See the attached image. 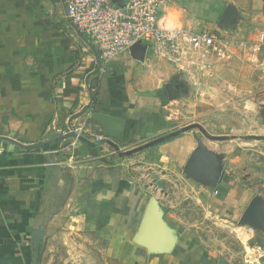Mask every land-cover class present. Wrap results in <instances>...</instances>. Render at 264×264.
<instances>
[{"label": "crops", "instance_id": "crops-1", "mask_svg": "<svg viewBox=\"0 0 264 264\" xmlns=\"http://www.w3.org/2000/svg\"><path fill=\"white\" fill-rule=\"evenodd\" d=\"M178 1L197 0L166 1L160 17L171 26L187 24ZM229 2L241 17L220 29L256 40L264 29V0ZM101 64L96 42L67 16L66 0H0V135L26 145L45 142L28 148L0 140V264H37L36 229L44 248L38 264H217L219 257L207 251L198 231L172 212L165 214L178 234L171 252L150 253L136 243L150 197L117 167L124 163L121 155H112L106 140L69 146L71 137L56 138L82 119L90 134L107 136L92 118L95 112L124 119L115 139L123 150L178 131L164 112L168 102L161 92L165 81L177 79L168 61L146 47L140 57L130 51L109 62L105 72ZM170 137L153 147L151 163H187L197 139L189 131ZM53 141H59L54 148L44 147ZM204 144L217 155L227 152L224 143ZM217 162L216 181L209 175L207 186L197 187L185 177L184 190L208 201L215 215L240 217L258 189ZM250 228L247 240L264 247V226Z\"/></svg>", "mask_w": 264, "mask_h": 264}, {"label": "rangeland", "instance_id": "rangeland-1", "mask_svg": "<svg viewBox=\"0 0 264 264\" xmlns=\"http://www.w3.org/2000/svg\"><path fill=\"white\" fill-rule=\"evenodd\" d=\"M178 4L184 8L182 11L186 26H206L211 29L224 28L219 25L223 7L225 4L235 5L228 3V0H197L189 5L178 1ZM175 17H179V14H174L173 18ZM181 25L183 23H179V26ZM233 25L235 24L227 27ZM227 63L221 68L220 74L216 71L213 78L200 85H193L183 71L172 65L178 72L177 79L165 81L161 88L163 99L167 98L168 102L165 105L168 107H163L164 112L170 117L175 130L181 131L186 126L201 125L186 130L192 132L196 141L207 144L224 143L227 152H220L218 155L223 169L230 171V175L241 183L258 189L257 194L264 201V140L231 137L252 133L264 134V73L244 55ZM204 130L212 135H225L226 139L218 142L208 138ZM153 147L155 145L121 156L124 163L118 164L117 167L122 169L126 177L144 188L148 193L147 197L156 196L165 214L175 213L178 221L183 220L185 224L193 226L211 255L223 257L230 264H264V258L257 261L247 257L246 243L251 244V240L247 241V238L253 225L241 222L242 216L234 218L231 212L221 216L215 215L209 211L208 201L205 204L202 200L194 198L195 192L184 190L185 177L191 178L197 187H206L210 177L201 172H187L186 163H151ZM112 151V155L119 156L114 148ZM68 218L63 223H66ZM71 238L77 241L82 239L78 235H72ZM83 252L89 255V249ZM68 255L71 257L73 254L68 252Z\"/></svg>", "mask_w": 264, "mask_h": 264}, {"label": "built area", "instance_id": "built-area-1", "mask_svg": "<svg viewBox=\"0 0 264 264\" xmlns=\"http://www.w3.org/2000/svg\"><path fill=\"white\" fill-rule=\"evenodd\" d=\"M124 1L118 5L114 0H66L67 16L98 45L102 72L109 62L129 54L142 41L158 59L183 71L193 85L206 83L218 66L236 55H244L264 73V29L251 40L230 30L171 26L160 17L167 0ZM71 131L69 146L78 145L83 136L95 142L107 139L103 134H90L87 119L70 124L63 133ZM246 245L248 259L264 258L263 246Z\"/></svg>", "mask_w": 264, "mask_h": 264}, {"label": "water", "instance_id": "water-1", "mask_svg": "<svg viewBox=\"0 0 264 264\" xmlns=\"http://www.w3.org/2000/svg\"><path fill=\"white\" fill-rule=\"evenodd\" d=\"M118 5H124V0H114ZM239 16L238 8L233 4H228L223 14L220 18L219 25L231 26L232 24H236L237 17ZM146 46L142 43V41L137 42L131 48V52L135 57H140V55L145 52ZM264 112V109H263ZM92 118L99 122L103 128L105 133L107 134V143L112 145L121 156L129 155L138 151H141L145 148H149L153 145H156L170 136H175L180 133V131L170 133L167 136H160L153 140H150L146 143L133 147L131 149L122 150L118 141L122 133L125 121L124 119L107 114L102 112H95L92 114ZM193 126L201 125L195 124L184 127L181 132L190 129ZM204 134L211 139L214 140H223L226 139L225 135H212L206 130L203 131ZM73 136V131L60 134L56 138H68ZM232 138L235 139H255V140H264V134H246V135H231ZM0 140L11 141L19 145H23L25 147H41L45 144V142H39L34 144H23L18 140H15L6 135H0ZM81 141H88L86 137H81ZM92 144H96V142H92ZM217 158L218 155L215 152H212L208 149V147L200 140H198V144L193 150L191 156L189 157L185 169L187 172H201V174L206 177L211 175L215 176L213 178L214 181L217 180V176L219 173L216 170L217 167ZM219 178V177H218ZM241 222L251 224L253 226L260 225L264 226V201L259 196H254L250 201L247 208L244 210L242 215ZM42 231L36 229L33 232V242L34 248L37 250L42 238ZM133 240L148 249L150 253H167L171 252L175 244L178 240V234L176 228L169 224V222L165 219V211L161 206L159 199L156 196H151L144 210V214L139 226L138 231L135 233ZM217 264H230L225 258L219 257Z\"/></svg>", "mask_w": 264, "mask_h": 264}, {"label": "trees", "instance_id": "trees-1", "mask_svg": "<svg viewBox=\"0 0 264 264\" xmlns=\"http://www.w3.org/2000/svg\"><path fill=\"white\" fill-rule=\"evenodd\" d=\"M165 102H166V99H165ZM172 137H169L167 139H165L164 141L160 142V143H163V142H166V141H169ZM56 142H59V141H53V142H50V143H47L44 147L45 148H54L57 143ZM158 143V144H160ZM43 250L44 248L42 246H39L38 249H37V252L35 253V256H36V263H40V261L42 260V254H43Z\"/></svg>", "mask_w": 264, "mask_h": 264}]
</instances>
